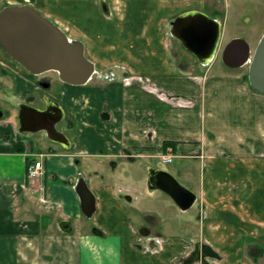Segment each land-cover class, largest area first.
<instances>
[{
  "label": "crops",
  "instance_id": "0c3cea01",
  "mask_svg": "<svg viewBox=\"0 0 264 264\" xmlns=\"http://www.w3.org/2000/svg\"><path fill=\"white\" fill-rule=\"evenodd\" d=\"M234 1L245 0H0V12L31 4L81 40L99 72L113 74L110 81L96 76L83 85L62 81L60 93H46L64 107L62 127L70 139L68 132L82 134L72 148L50 149L43 180L27 177L32 149L17 124H0V264H185L199 241L219 253L221 264H255L245 250L264 239V93L245 77L247 64L231 68L216 60L231 38L225 8ZM195 10L221 22L219 47L208 64L171 33L175 17ZM263 34L250 33L252 50ZM7 73L16 93L33 103L53 71L33 74L0 45V83ZM164 141L175 142L176 151L165 152ZM162 152L202 162L199 238L174 236L170 222L159 224L150 218L153 209L139 208L138 194L156 192L148 189L150 169L139 178L117 173L124 165L157 167L154 158L161 167ZM83 162L91 166L83 174L97 200L92 229L75 228L72 220L83 212L68 183L74 185ZM143 229L165 239L160 251H150L156 242H147Z\"/></svg>",
  "mask_w": 264,
  "mask_h": 264
},
{
  "label": "water",
  "instance_id": "95a60500",
  "mask_svg": "<svg viewBox=\"0 0 264 264\" xmlns=\"http://www.w3.org/2000/svg\"><path fill=\"white\" fill-rule=\"evenodd\" d=\"M171 33L203 64H208L219 47L221 22L195 10L175 17L171 21ZM0 45L29 72L40 75L55 71L60 80L71 85L87 83L96 71L95 63L85 53L84 43L69 37L58 24L29 3L7 5L1 10ZM222 60L231 68L247 64L251 87L264 93V34L255 50L244 38L231 39L223 50ZM45 99L46 106L42 109L29 102L20 104L19 132L44 130L50 140L72 148L69 137L58 127L66 116L64 107L53 98ZM3 115L0 110V118ZM148 189L151 192L160 190L167 193L182 210L191 208L197 201V194L182 185L165 167L150 168ZM75 190L82 212L92 217L97 210V200L84 175L79 176ZM62 226L66 230L71 229L67 221ZM141 232L148 234L145 229ZM199 257L196 251L187 262L198 260Z\"/></svg>",
  "mask_w": 264,
  "mask_h": 264
},
{
  "label": "rangeland",
  "instance_id": "374dc122",
  "mask_svg": "<svg viewBox=\"0 0 264 264\" xmlns=\"http://www.w3.org/2000/svg\"><path fill=\"white\" fill-rule=\"evenodd\" d=\"M227 11V37L230 40L236 37H241L244 39H248L250 33L254 31H263L264 30V2H258L257 0H245V1H234L232 4V7L225 8ZM224 10V11H225ZM232 33V34H231ZM230 34V35H229ZM228 40V42L230 41ZM227 40L223 41L224 47L228 43ZM223 47V49H224ZM223 53V50H222ZM222 53H218L216 56L217 65H222ZM55 83L53 84V87L51 89L49 88H42L40 92L37 93L35 96V101L33 102V105L37 108H44L46 106V97L48 94H57L60 93L62 90V86L65 84L60 79L56 77L55 73H50ZM97 75L94 76V79H96ZM8 80L1 81L0 86L2 85L5 88H0V110L3 111L4 115L2 118H0V124H2V127L12 124H17L18 129V115H19V109L20 104L23 102H20L21 98H26L27 100L30 99V96L26 95H18L15 91V83L14 78L11 74L7 73ZM40 90V89H39ZM49 97V96H48ZM28 102V101H27ZM64 123V122H63ZM63 123L61 125H63ZM64 126V125H63ZM1 129V127H0ZM21 140H24L27 144L30 145L32 152V157H38L41 159L39 153H44L47 155L46 158H44V162L48 161L50 159L51 154V148H60L61 145L58 143L53 142L50 140L44 130L37 131V132H28V133H20L18 132ZM72 138L73 141L76 143L78 141L81 132H68ZM63 146V145H62ZM161 154H158L160 156ZM30 156V157H31ZM83 161H85V157H82ZM153 165L158 166V159L154 158L151 159ZM79 165V164H76ZM91 166L84 164H80L79 170L81 172L78 173L77 179L74 182L69 180L68 186H70L74 192L75 190V184L78 181V177L80 175H84L83 172H85L88 168ZM126 165L119 167L117 169V173L119 171H122L125 173L127 171L129 174H131L135 178H139L141 175H147L148 170L146 167H141L139 164H134L129 166L127 169H125ZM167 168L170 172L174 174V176L177 178V180L184 185L185 187L189 188L192 191H195L198 196H200V183L203 179V173H204V167H202V162L199 159L194 158H188V157H180L179 155H175L172 162L165 164L164 166ZM111 166L106 167V170H104L107 176V173H111ZM102 172V170H101ZM86 173V172H85ZM46 176V173L42 174V180ZM52 177V176H51ZM111 178V176H109ZM37 179V177L35 178ZM41 179V177L38 178V180ZM41 180V182H42ZM58 182L61 183L59 179L53 180L52 178L49 179V182ZM37 184L42 185V189L45 190V185L40 183V181H37ZM139 195V208L142 209H153V213L151 214L150 218L158 219V221H161L159 224H163V221L170 222L169 226V233H175L173 230H176V235L174 236H180L182 238L189 237L190 239H193V237H200V225H199V218H200V209H199V202L197 201L191 208L187 210H182L175 202L174 200L165 192L163 191H156L153 193V196L150 197L148 194L144 196L143 194ZM42 201H46L45 198L41 197ZM164 210V211H163ZM167 211V214H166ZM94 215V214H93ZM162 217H164L162 219ZM140 219V218H139ZM73 220L74 227L82 226L86 229H92V223L94 222V217H88L84 215L83 213L80 215L79 220ZM143 222L147 223L146 219H142ZM149 236L147 239H151V241L157 242V239H160V237L157 236ZM167 238L171 237L170 235L166 234ZM258 239V238H257ZM162 242H165V239H162ZM249 249L245 250L246 256L250 255L249 257H252L253 260H255V264H264V239H258L256 242H252L248 244ZM192 254L189 255V258ZM203 259L205 258L202 251L199 253ZM223 257V256H222ZM191 259V258H190ZM252 260V261H253ZM207 261L212 264V262L221 264L220 259L218 257H209L207 258ZM199 263V262H194Z\"/></svg>",
  "mask_w": 264,
  "mask_h": 264
},
{
  "label": "built area",
  "instance_id": "2783aa9c",
  "mask_svg": "<svg viewBox=\"0 0 264 264\" xmlns=\"http://www.w3.org/2000/svg\"><path fill=\"white\" fill-rule=\"evenodd\" d=\"M99 77L106 79V80H110L112 79V74L110 72H101L97 74ZM129 76H127V78H125V81H128ZM161 158V161L163 163H169L173 161V156L172 155H165V154H161L159 156ZM45 169H44V165L43 162L40 160H33V162L29 165L28 167V176L30 178H38L40 176H42V174H44ZM163 240L157 239L156 245L154 246V248H150L151 252H157L160 251L163 248Z\"/></svg>",
  "mask_w": 264,
  "mask_h": 264
},
{
  "label": "trees",
  "instance_id": "16d2710c",
  "mask_svg": "<svg viewBox=\"0 0 264 264\" xmlns=\"http://www.w3.org/2000/svg\"><path fill=\"white\" fill-rule=\"evenodd\" d=\"M245 77L248 79V75ZM22 144L23 143L21 142V144H20L21 146H19V148H22ZM176 147H177V144L173 141H164L163 142V150L165 152L174 153L176 151ZM202 248H203L202 252H203L205 257H208V258L212 257V256L213 257H215V256L219 257V255L210 246L203 245ZM198 252H199V250H198ZM190 258H192V255L190 256ZM190 258H188V259H190Z\"/></svg>",
  "mask_w": 264,
  "mask_h": 264
},
{
  "label": "flooded vegetation",
  "instance_id": "af4514ba",
  "mask_svg": "<svg viewBox=\"0 0 264 264\" xmlns=\"http://www.w3.org/2000/svg\"><path fill=\"white\" fill-rule=\"evenodd\" d=\"M48 72H50V71H48ZM53 73H55L54 71H53ZM53 78V76H48L45 80H43V81H41L40 82V85H41V87L42 88H49V89H51L52 87H53V83H52V79ZM57 78H58V75H57ZM48 84V85H47ZM33 97L29 100L30 102L31 101H33ZM64 122V120L63 121H61L59 124H58V127L67 135V133L64 131V129H63V125H61L62 123ZM68 136V135H67ZM69 137V136H68ZM69 139H70V137H69ZM70 141H71V143L73 142L72 141V139H70ZM54 142V141H53ZM55 143H58V144H60L61 146H62V144L61 143H59V142H55ZM73 144V146H74V143H72ZM64 146V145H63ZM79 178V177H78ZM87 180V179H86ZM76 185V184H75Z\"/></svg>",
  "mask_w": 264,
  "mask_h": 264
}]
</instances>
